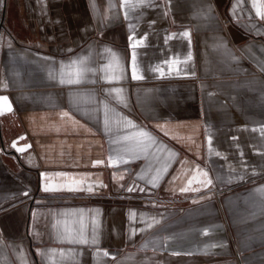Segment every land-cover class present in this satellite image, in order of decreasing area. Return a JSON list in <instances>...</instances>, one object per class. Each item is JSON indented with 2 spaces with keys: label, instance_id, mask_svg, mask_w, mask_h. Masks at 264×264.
<instances>
[{
  "label": "crops",
  "instance_id": "crops-1",
  "mask_svg": "<svg viewBox=\"0 0 264 264\" xmlns=\"http://www.w3.org/2000/svg\"><path fill=\"white\" fill-rule=\"evenodd\" d=\"M3 97L0 264H264V0H0Z\"/></svg>",
  "mask_w": 264,
  "mask_h": 264
},
{
  "label": "snow or ice",
  "instance_id": "snow-or-ice-1",
  "mask_svg": "<svg viewBox=\"0 0 264 264\" xmlns=\"http://www.w3.org/2000/svg\"><path fill=\"white\" fill-rule=\"evenodd\" d=\"M0 99H2V100H5V101L7 100V98H6V97L0 98ZM9 110H10V108H9Z\"/></svg>",
  "mask_w": 264,
  "mask_h": 264
}]
</instances>
